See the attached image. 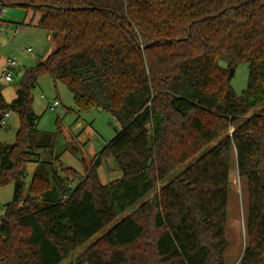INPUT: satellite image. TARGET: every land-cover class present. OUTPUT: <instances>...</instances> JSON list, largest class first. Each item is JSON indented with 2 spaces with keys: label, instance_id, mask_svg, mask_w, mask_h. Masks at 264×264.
I'll return each mask as SVG.
<instances>
[{
  "label": "trees",
  "instance_id": "1",
  "mask_svg": "<svg viewBox=\"0 0 264 264\" xmlns=\"http://www.w3.org/2000/svg\"><path fill=\"white\" fill-rule=\"evenodd\" d=\"M15 6L61 45L25 71L10 103L0 78V126L6 111L20 122L15 143H0V187L14 186L0 264H61L133 207L69 264H225L234 155L247 192L240 264H264V0H0ZM240 64L249 82L237 95L228 76ZM44 75L79 111L116 119L105 148L120 178L102 184L98 158L72 187L71 170L56 167L33 109Z\"/></svg>",
  "mask_w": 264,
  "mask_h": 264
},
{
  "label": "rangeland",
  "instance_id": "2",
  "mask_svg": "<svg viewBox=\"0 0 264 264\" xmlns=\"http://www.w3.org/2000/svg\"><path fill=\"white\" fill-rule=\"evenodd\" d=\"M5 11V17L0 21V72L3 60L11 58L16 61L17 66L14 69L15 80L13 83L5 84L6 95H11L13 91H17L18 84L22 80L25 71L41 62V58L54 43L47 38L46 30L32 25L29 19H26L28 17L27 14L31 10L15 6L7 7ZM4 21L13 26L18 24V33L14 34L17 28L6 29L2 24ZM56 43H58L57 47H55L57 49L61 45V40ZM30 47L33 49L32 53H28ZM220 64L226 67V63L221 62ZM248 82L249 66L247 64L238 65L230 80L231 86L237 95L242 94L247 88ZM32 95L34 97L33 109L40 117L38 129L41 132L53 134V151L55 154L61 155V162H58L56 167L62 165L64 168L71 170L68 176L72 187L80 183L85 177V168L92 166L98 158L100 159V165L97 171L102 184H108L122 176L118 163L111 152L105 148L107 143L120 130V125L110 113L97 108L89 112L79 111L73 94L69 89L62 83H55L49 75H44L39 79L37 85L32 90ZM55 101H58L59 105L54 111H51L48 105ZM11 112V117L7 119V125L0 126V143L3 144L15 143L16 133L20 126L18 114L13 111ZM215 143L205 148L203 152L209 150ZM38 151L40 159L51 161L52 155L48 151ZM199 156L200 154H197L186 165L196 160ZM36 168L37 163H27L24 178L26 188L29 187ZM230 179V199L227 217L228 247L225 264H240L243 250L247 244L245 228L247 192L245 184L237 172L235 155L231 161ZM13 196V184L0 187V218L4 214L5 205L13 200ZM149 197L150 195L145 197L141 202L146 201ZM134 208L127 210L95 237L82 244L61 264H69L93 243L100 241L114 224L132 212Z\"/></svg>",
  "mask_w": 264,
  "mask_h": 264
},
{
  "label": "built area",
  "instance_id": "3",
  "mask_svg": "<svg viewBox=\"0 0 264 264\" xmlns=\"http://www.w3.org/2000/svg\"><path fill=\"white\" fill-rule=\"evenodd\" d=\"M5 14V8L4 9H0V19L4 16ZM19 31V27H17V30L14 32V34L16 35ZM33 50L32 48L28 49V52L31 53ZM17 63L14 59L9 58L6 62V65L3 67L2 70V74H1V78L7 82V83H12L15 80V67H16ZM59 105L58 101H55L53 103H50L48 105L49 109L51 111H54L55 108ZM11 111H6L2 118H1V126H6L7 125V119L11 117Z\"/></svg>",
  "mask_w": 264,
  "mask_h": 264
},
{
  "label": "crops",
  "instance_id": "4",
  "mask_svg": "<svg viewBox=\"0 0 264 264\" xmlns=\"http://www.w3.org/2000/svg\"><path fill=\"white\" fill-rule=\"evenodd\" d=\"M5 13H6V11H5ZM27 16L28 17H26V19L28 18L29 19V22L30 23H32V25H34V26H37L38 27V23H39V20L41 19V16L40 15H38V14H35L34 13V11H30V13L29 14H27ZM5 17V14H4V16L0 19V21L3 19ZM3 24V26L4 27H6V29H15V28H17L19 25L17 24V25H15V26H13V25H11L10 23H7V22H5L4 21V23H2ZM47 38L50 40V41H52V43H54V45L48 50V52L41 58L42 60L41 61H43V60H45L56 48L55 47H57V45H58V43H56L55 44V42H58L59 40H57V39H54L53 38V36H52V34L51 33H49V32H47ZM30 48H32V47H30ZM29 48V49H30ZM33 50V49H32ZM33 52V51H32ZM31 52V53H32ZM29 53V52H28ZM6 62H7V60H3L2 62H1V72H0V74H2V70H3V67L6 65ZM17 66V65H16ZM2 81H3V83H4V85L7 83V82H5L3 79H2ZM5 87H6V85H5ZM4 96H5V99H6V101L8 102V103H10L11 101H13L14 99H15V97H16V90L15 91H13L12 93H11V95H6V93H5V90H4Z\"/></svg>",
  "mask_w": 264,
  "mask_h": 264
},
{
  "label": "water",
  "instance_id": "5",
  "mask_svg": "<svg viewBox=\"0 0 264 264\" xmlns=\"http://www.w3.org/2000/svg\"><path fill=\"white\" fill-rule=\"evenodd\" d=\"M42 18H43V17H42ZM234 73H235V68H231V69H230L229 76H228V79H229V80H231V79H232V77H233Z\"/></svg>",
  "mask_w": 264,
  "mask_h": 264
}]
</instances>
